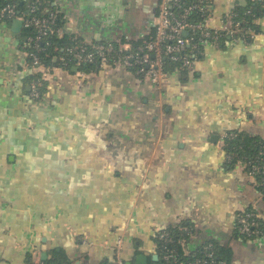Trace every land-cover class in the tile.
<instances>
[{
  "label": "crops",
  "instance_id": "crops-1",
  "mask_svg": "<svg viewBox=\"0 0 264 264\" xmlns=\"http://www.w3.org/2000/svg\"><path fill=\"white\" fill-rule=\"evenodd\" d=\"M252 1L210 0L208 27ZM51 3L58 34L83 42L131 46L157 14V0ZM17 33L0 20V264H36L43 251L114 264L118 239L124 264L139 255L151 264L157 233L176 227L186 253L211 240L230 264H264V234L236 233L251 208L264 225V192L223 148L232 132L264 139V13L246 38L205 43L160 89L116 65L54 67L41 103L29 96L36 69Z\"/></svg>",
  "mask_w": 264,
  "mask_h": 264
},
{
  "label": "built area",
  "instance_id": "built-area-1",
  "mask_svg": "<svg viewBox=\"0 0 264 264\" xmlns=\"http://www.w3.org/2000/svg\"><path fill=\"white\" fill-rule=\"evenodd\" d=\"M22 2H26V5L25 9L21 10L19 4ZM198 3L204 4V10L208 13L204 22L189 20V16L196 10ZM41 6H44L41 0H10L0 7V20L11 22L13 19H19L21 27L33 28L36 31L35 36L28 37L26 40L37 48L38 42L54 31L53 25L56 16L54 11L42 12V14L44 13L42 15L39 13ZM209 10L210 0L189 2L157 0L154 29L148 39L143 40L138 45L133 44L131 46L118 41H81L80 44L77 43L66 49L69 58L60 57V61L63 63L62 68L65 69L69 61H72L76 67L84 63H94L99 68H103L112 63L132 70L139 77H147L160 89L164 78L168 75L167 63L175 64L179 69L189 68L194 60L202 54L205 43L214 42L218 44L217 38L222 33L234 40L237 39L238 34L242 33L239 22L228 16L220 29H210L207 25ZM254 22L255 20L253 24ZM253 31V28H248V35L252 34ZM20 50L25 57H31L30 66L38 72L37 77L29 82V96L33 102L41 103L44 95L41 88L44 82L49 79L54 67L45 66L41 64L35 54ZM262 152H264V147ZM227 159L231 160L229 155H227ZM234 166L240 167L253 178L259 175L261 180L258 184L264 188V166L246 160H238ZM256 218L259 216L253 208L239 213L236 218L239 233L248 238L264 234V227H259ZM183 232L188 234V230L185 228ZM156 236L162 242V249L164 250L162 260L166 263L177 261L176 254L166 246L173 241L168 230H161ZM121 245L122 239H118L116 246H114V264H124L121 257ZM201 253L203 256L179 264H224L223 261L216 260L210 243L203 246ZM37 264L42 263L37 262Z\"/></svg>",
  "mask_w": 264,
  "mask_h": 264
},
{
  "label": "trees",
  "instance_id": "trees-1",
  "mask_svg": "<svg viewBox=\"0 0 264 264\" xmlns=\"http://www.w3.org/2000/svg\"><path fill=\"white\" fill-rule=\"evenodd\" d=\"M10 0H0V7L5 4L6 2H9ZM44 3V6L40 7L39 13L42 14V12H49L54 11L55 13V21H54V31L47 36H45L42 41L38 42L37 48H35L32 44L27 42L28 37H34L36 34V31L33 28H23L21 27L19 32L16 34L18 38V46L20 49L35 54L38 59L40 60L41 64L49 67H63V63L60 61V57H66L69 58V56L66 53V49L68 47L74 46L77 43H81V40L74 36H68V35H59L58 29L60 28L62 24V15L60 12H58L57 8L52 5L51 0H41ZM183 2H189V1H195V0H182ZM20 9H25L26 2H22L19 4ZM264 13V0L260 1H252L248 2L245 6H240L234 9L228 17H231L232 19L239 22V26L242 28V33L238 34L237 38H246L248 35L247 29L253 28L254 24L253 21L262 15ZM40 14V15H41ZM44 14V13H43ZM42 14V15H43ZM207 11L204 10V4H197L196 10H194L191 15L189 16V20L194 22H204L207 18ZM45 16V15H44ZM8 23H11L10 21H5ZM151 36V35H150ZM149 36V37H150ZM148 37V38H149ZM225 37V34H221L217 39L218 41L221 40V38ZM146 38V39H148ZM145 40V39H143ZM143 40L136 41L134 45H138L142 43ZM200 49V47L198 46ZM26 63L30 66L31 63V57L26 56L25 58ZM114 65V64H110ZM31 67V66H30ZM74 66L73 62L69 61L67 66L65 67L66 70L71 71V69ZM78 71L83 72H90V71H96L100 68L97 66V64L94 63H84L81 66L76 67ZM64 69V68H63ZM179 70L177 65L172 63L166 64V71L167 73L173 71V70ZM38 75V72L35 71L34 73L30 74L29 76V82L36 78ZM46 81L44 82L41 91L43 92L45 90ZM264 147V139H261L259 137L249 136L247 134L238 133V132H232L229 136H226L223 139V148L227 155L230 156L231 160L229 161L230 166H234V164L238 160L243 161H253L256 162L259 166H264V152H262V149ZM255 181L258 184L261 180V177L259 175L255 176ZM259 190L264 192V188H262L258 184ZM256 221L259 224V227H264L262 221L260 218H256ZM168 232L172 236V242L167 246L168 249L173 250V252L176 254L178 260L175 262L166 263L162 260V255L164 254V250L162 249V242L157 238V259L151 261V264H179V263H185L187 261H190L194 259L195 257L203 256L202 248L205 244L210 243L212 246V250L215 254L217 261H223L224 264H230L229 263V251L225 248L219 246L215 241H208L204 243L202 246L197 248L194 251H190L186 254L185 251L182 249L181 242L185 239V237L181 234V231L176 228H170L167 229ZM236 233H238L240 236H243L239 233L238 228L236 226ZM244 238H248L243 236ZM253 238V237H250ZM38 263L42 264H69L66 260L61 259L60 255H55L53 258H46L45 260H39ZM37 264V262H36Z\"/></svg>",
  "mask_w": 264,
  "mask_h": 264
},
{
  "label": "water",
  "instance_id": "water-1",
  "mask_svg": "<svg viewBox=\"0 0 264 264\" xmlns=\"http://www.w3.org/2000/svg\"><path fill=\"white\" fill-rule=\"evenodd\" d=\"M20 28H21V21L19 19H13L11 21V30L13 32L17 33V32H19ZM185 34H186V32H185ZM75 70H76V68L73 67V71H75ZM43 250H45V249H43ZM41 256H42V259L45 260V258H46V251H43V253H42ZM155 259H157V256H154V260ZM136 264H147L146 257L144 255L137 256V258H136Z\"/></svg>",
  "mask_w": 264,
  "mask_h": 264
}]
</instances>
